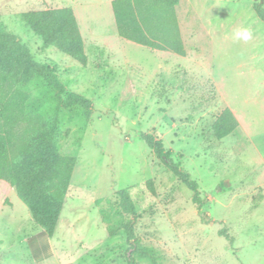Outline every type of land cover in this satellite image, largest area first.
Instances as JSON below:
<instances>
[{"label":"rangeland","instance_id":"1","mask_svg":"<svg viewBox=\"0 0 264 264\" xmlns=\"http://www.w3.org/2000/svg\"><path fill=\"white\" fill-rule=\"evenodd\" d=\"M111 1L0 0L4 29L54 68L65 93L92 103L88 120L78 109L58 113L67 133L59 153L75 159L53 238L74 248L73 263L59 264H127L123 225L131 217L118 209L121 190L135 209V264H264V24L252 9L264 0H182L176 18L184 57L119 38ZM59 8L73 10L85 66L45 47L21 19ZM244 28L251 39H233ZM21 91L25 110L52 115L54 95L41 80ZM225 108L239 127L217 140L211 126ZM141 134L160 140L196 182L200 209ZM13 194L12 209L0 215V264H37L25 242L35 225Z\"/></svg>","mask_w":264,"mask_h":264},{"label":"trees","instance_id":"2","mask_svg":"<svg viewBox=\"0 0 264 264\" xmlns=\"http://www.w3.org/2000/svg\"><path fill=\"white\" fill-rule=\"evenodd\" d=\"M181 0H112L110 2L116 33L119 38L152 51H163L184 57L175 7ZM253 12L264 24L262 3H254ZM26 27L45 47H50L81 66L87 63L76 18L71 8L48 9L21 15ZM35 79L41 80L53 93L55 107L52 115L44 116L34 110H25L23 87ZM78 109L88 120L92 103L84 97L65 93L54 68L36 62L28 47L7 32L0 24V181L7 183L27 208L36 227L48 237L54 233L62 199L69 185L75 159L59 153L60 143L67 136L58 123L59 111ZM22 127L20 131L18 129ZM239 127L233 113L223 109L215 118L211 132L215 139H223ZM143 143L174 177L192 192L191 202L200 209L197 184L170 158V151L150 134H141ZM16 152L15 157L10 151ZM121 214L130 216L123 231L130 249L134 246V214L132 200L126 190L116 193ZM219 236L230 246L233 238L224 229ZM111 236L112 232L108 231Z\"/></svg>","mask_w":264,"mask_h":264},{"label":"crops","instance_id":"3","mask_svg":"<svg viewBox=\"0 0 264 264\" xmlns=\"http://www.w3.org/2000/svg\"><path fill=\"white\" fill-rule=\"evenodd\" d=\"M180 2H182V0ZM176 7H175V12H176ZM158 52H161L160 55H168L167 52H163V51H158ZM13 191L14 190L7 183L0 181V215L5 208L12 209L13 205L12 202L9 200V196L14 195ZM56 227L53 235L51 237H48L41 228L34 226L33 228L34 235L27 237L25 239L30 256L35 263L37 264L43 263L49 259H55L58 262V264L73 263L69 261L72 255H70L68 252L70 250H73L74 248H69L70 246H68L67 248L64 249V247L58 241L53 242ZM60 249H64L65 251L62 252ZM1 255L2 254L0 252V261L5 262L4 260L5 258H3L4 256Z\"/></svg>","mask_w":264,"mask_h":264},{"label":"clouds","instance_id":"4","mask_svg":"<svg viewBox=\"0 0 264 264\" xmlns=\"http://www.w3.org/2000/svg\"><path fill=\"white\" fill-rule=\"evenodd\" d=\"M252 37V32L248 28L238 29L233 33V39L248 41Z\"/></svg>","mask_w":264,"mask_h":264}]
</instances>
